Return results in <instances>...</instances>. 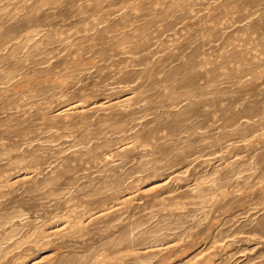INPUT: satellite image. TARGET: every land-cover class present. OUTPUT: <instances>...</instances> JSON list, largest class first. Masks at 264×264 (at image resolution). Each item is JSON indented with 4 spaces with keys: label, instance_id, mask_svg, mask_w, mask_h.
I'll return each instance as SVG.
<instances>
[{
    "label": "rangeland",
    "instance_id": "1",
    "mask_svg": "<svg viewBox=\"0 0 264 264\" xmlns=\"http://www.w3.org/2000/svg\"><path fill=\"white\" fill-rule=\"evenodd\" d=\"M0 264H264V0H0Z\"/></svg>",
    "mask_w": 264,
    "mask_h": 264
}]
</instances>
